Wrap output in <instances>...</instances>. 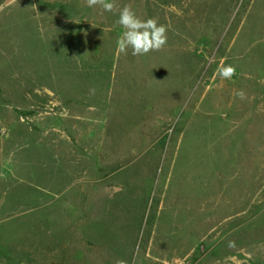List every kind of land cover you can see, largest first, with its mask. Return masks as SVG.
I'll return each mask as SVG.
<instances>
[{"label":"rangeland","instance_id":"374dc122","mask_svg":"<svg viewBox=\"0 0 264 264\" xmlns=\"http://www.w3.org/2000/svg\"><path fill=\"white\" fill-rule=\"evenodd\" d=\"M6 1L0 264H264V0Z\"/></svg>","mask_w":264,"mask_h":264},{"label":"clouds","instance_id":"9594fccd","mask_svg":"<svg viewBox=\"0 0 264 264\" xmlns=\"http://www.w3.org/2000/svg\"><path fill=\"white\" fill-rule=\"evenodd\" d=\"M88 8H99L103 12H112L118 15L115 21L124 31L117 39V51L127 55L131 50L132 56H143L150 52L160 51L167 44L166 25L160 24L156 18H140L133 10L131 4L118 7L115 0H84ZM218 76L230 80L235 75V68L231 65L221 66L217 69ZM234 95L240 100L246 99L244 90L235 91ZM229 246H234L230 241ZM115 264H127L124 260H117Z\"/></svg>","mask_w":264,"mask_h":264},{"label":"water","instance_id":"95a60500","mask_svg":"<svg viewBox=\"0 0 264 264\" xmlns=\"http://www.w3.org/2000/svg\"><path fill=\"white\" fill-rule=\"evenodd\" d=\"M11 1H12V0H7V1H6V4L10 3Z\"/></svg>","mask_w":264,"mask_h":264}]
</instances>
